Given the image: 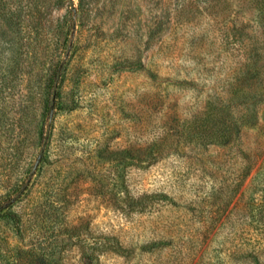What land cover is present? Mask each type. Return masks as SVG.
Returning a JSON list of instances; mask_svg holds the SVG:
<instances>
[{
  "label": "rangeland",
  "instance_id": "rangeland-1",
  "mask_svg": "<svg viewBox=\"0 0 264 264\" xmlns=\"http://www.w3.org/2000/svg\"><path fill=\"white\" fill-rule=\"evenodd\" d=\"M257 13L0 0V264H264Z\"/></svg>",
  "mask_w": 264,
  "mask_h": 264
},
{
  "label": "trees",
  "instance_id": "trees-1",
  "mask_svg": "<svg viewBox=\"0 0 264 264\" xmlns=\"http://www.w3.org/2000/svg\"><path fill=\"white\" fill-rule=\"evenodd\" d=\"M252 3L255 4L256 8L258 9L257 13V20L261 25L264 27V0H251ZM241 68H243V72H245L243 75L245 76L244 79L249 82V80L253 79L255 80V77H253L252 73L249 72L251 68H253V63L249 60H245L241 64ZM252 80V81H254ZM252 86V85H251ZM250 86V87H251ZM249 87V89H250ZM246 92L245 96H250V92ZM219 117L222 118L224 115L222 113L219 114ZM227 134V132L223 131L219 134L215 133L214 135L223 137ZM1 212V211H0ZM21 264H51L50 260H48L46 257L39 255L33 251H31L26 257H23L20 259Z\"/></svg>",
  "mask_w": 264,
  "mask_h": 264
},
{
  "label": "water",
  "instance_id": "water-1",
  "mask_svg": "<svg viewBox=\"0 0 264 264\" xmlns=\"http://www.w3.org/2000/svg\"><path fill=\"white\" fill-rule=\"evenodd\" d=\"M54 99H55V92L52 93V96H51V106H53V103H54ZM43 151L41 150L40 151V154H42ZM28 184V182L25 183L23 189L20 191V193L24 190V188L26 187V185Z\"/></svg>",
  "mask_w": 264,
  "mask_h": 264
}]
</instances>
